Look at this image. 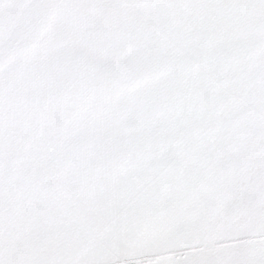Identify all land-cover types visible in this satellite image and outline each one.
<instances>
[{
  "label": "snow or ice",
  "instance_id": "1",
  "mask_svg": "<svg viewBox=\"0 0 264 264\" xmlns=\"http://www.w3.org/2000/svg\"><path fill=\"white\" fill-rule=\"evenodd\" d=\"M0 264H264V0H0Z\"/></svg>",
  "mask_w": 264,
  "mask_h": 264
}]
</instances>
